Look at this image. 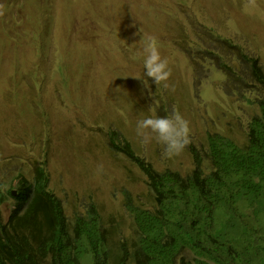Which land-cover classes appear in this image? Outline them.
I'll use <instances>...</instances> for the list:
<instances>
[{
  "label": "rangeland",
  "instance_id": "1",
  "mask_svg": "<svg viewBox=\"0 0 264 264\" xmlns=\"http://www.w3.org/2000/svg\"><path fill=\"white\" fill-rule=\"evenodd\" d=\"M45 1L54 15L46 54L0 44V188L16 194L19 179L31 181L46 161L48 188L69 220L93 204L107 226L130 235L125 202L146 201V180L108 133L157 170L181 174L191 168L188 146L207 134L242 143L260 96L250 60L264 73V0ZM149 36L168 61L169 88L144 74ZM173 110L189 122L190 143L166 158L164 145L142 143L136 129ZM14 203L2 204L4 220Z\"/></svg>",
  "mask_w": 264,
  "mask_h": 264
},
{
  "label": "trees",
  "instance_id": "2",
  "mask_svg": "<svg viewBox=\"0 0 264 264\" xmlns=\"http://www.w3.org/2000/svg\"><path fill=\"white\" fill-rule=\"evenodd\" d=\"M0 5L7 9L0 15V44H26L36 56L46 54L52 4ZM249 64L260 96L245 140L207 134L198 147L188 146L191 168L185 174L157 170L122 135L108 133L112 149L146 180V201L125 202L130 235L107 226L93 204L69 220L48 188L46 161L34 167L31 181L19 179L14 196L0 188V264H264V73L255 60ZM7 197L15 203L4 220Z\"/></svg>",
  "mask_w": 264,
  "mask_h": 264
},
{
  "label": "clouds",
  "instance_id": "3",
  "mask_svg": "<svg viewBox=\"0 0 264 264\" xmlns=\"http://www.w3.org/2000/svg\"><path fill=\"white\" fill-rule=\"evenodd\" d=\"M248 6L255 7V0H248ZM2 7L0 5V9ZM0 15H3L2 10ZM143 54L144 74L151 78L155 85L163 83L165 88H169L167 81L171 76V69L167 59L161 56L156 37L147 38L143 46ZM144 84L147 88V81H144ZM171 90L174 91V88ZM190 131L189 122L177 110H173L171 117H149L140 120L136 129L142 143L147 144L155 139L157 143L164 145L166 158L178 156L184 151L190 143Z\"/></svg>",
  "mask_w": 264,
  "mask_h": 264
},
{
  "label": "water",
  "instance_id": "4",
  "mask_svg": "<svg viewBox=\"0 0 264 264\" xmlns=\"http://www.w3.org/2000/svg\"><path fill=\"white\" fill-rule=\"evenodd\" d=\"M12 193V195H15V193L14 192H11Z\"/></svg>",
  "mask_w": 264,
  "mask_h": 264
}]
</instances>
